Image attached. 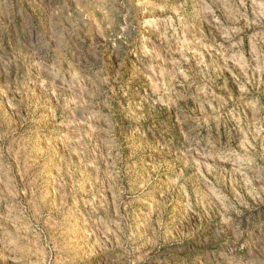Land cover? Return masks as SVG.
I'll list each match as a JSON object with an SVG mask.
<instances>
[{"label":"rangeland","instance_id":"374dc122","mask_svg":"<svg viewBox=\"0 0 264 264\" xmlns=\"http://www.w3.org/2000/svg\"><path fill=\"white\" fill-rule=\"evenodd\" d=\"M0 264H264V0H0Z\"/></svg>","mask_w":264,"mask_h":264}]
</instances>
